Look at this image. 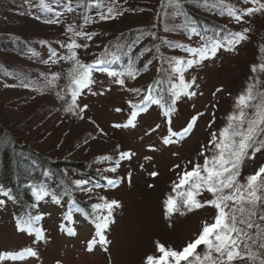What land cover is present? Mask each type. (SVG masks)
I'll use <instances>...</instances> for the list:
<instances>
[{"label": "rangeland", "instance_id": "rangeland-1", "mask_svg": "<svg viewBox=\"0 0 264 264\" xmlns=\"http://www.w3.org/2000/svg\"><path fill=\"white\" fill-rule=\"evenodd\" d=\"M103 1L106 12L93 16L87 25L79 10H70L72 0H0V43L6 44L0 47V119L12 130L14 125L23 129L27 139L21 143L27 149L53 161L81 163L103 176L97 178L89 171L80 175L71 170L66 172L70 185L77 190L73 198L80 204L102 203L101 197H104L121 205L113 209L114 223L104 230L109 243H104L97 235L96 223L107 216L106 208L96 209L93 222L80 208L66 213L67 207L63 204L71 196L63 200L53 194L43 195L40 200L32 197L31 203L22 207L0 191L3 202L0 203V264H145L147 256L159 255L157 242L181 250L199 236L205 222L213 223L217 215L214 207L205 205L191 211L181 206L180 211L166 216L165 201L172 196L179 204L186 187L174 191V186L182 173L191 171L197 163L203 165L205 156L215 154L210 143L212 134L218 135L227 125L229 115L236 110V98L249 83L258 77L264 88V73L251 70L253 65L264 62V52H261L264 10L247 15L242 10L259 5L244 0H201L209 13L200 11L206 17L197 18L202 19V25L209 21L203 28L209 36L214 32L222 37L228 31L244 33L247 39L235 44L232 51L227 50L228 42L234 38L227 40L228 46L217 49L214 55L209 51L207 58L200 60L198 53L188 49L202 47L200 36L168 34L176 42L168 48L172 55L166 78L169 82L166 87L158 84L155 92L161 96L167 88L176 111L169 117L153 104L149 110L137 112L135 126L117 128L114 125H125L131 118L136 103L133 100L142 98V88L154 78L159 63L154 62L146 71H132L133 76L114 77L109 72H92L94 83L82 91L77 98L78 107L70 113L66 110L71 103L67 78L72 67L69 66L75 60L64 58L75 52V59L88 65L105 56L107 45L103 34L101 37L79 35L80 45L84 47L69 49L76 35L73 28L77 25L80 32L101 30L106 35L127 29L154 31L157 20L154 8L159 0ZM112 5L139 12L115 20L114 14L108 17L107 11L114 9ZM97 7L98 3L90 9L94 12ZM229 10L242 19L238 21L229 15ZM87 21L90 22L89 18ZM82 23L85 27H81ZM15 44L19 50H14ZM189 58L200 62L187 67ZM177 61H184V82L191 84L195 79V84L188 89L196 93L194 96L181 94L177 98L174 95V91H179L181 75L175 71ZM14 67L22 72H15ZM54 75L58 77L55 80ZM118 79H123L124 84H119ZM194 116L198 119L188 136L171 135L185 128ZM169 137L173 142L165 144L164 140ZM122 152L133 155L121 160ZM261 166H264V149L255 153L254 158L249 150L238 180L244 183ZM112 168L116 170L111 171ZM152 172L158 175L153 177ZM110 180L118 183L108 184ZM76 181L86 183L78 185ZM100 181L108 186L101 187ZM212 198L207 191H201L196 197L202 203ZM30 211L35 212L33 216H42L35 227L43 230V239H38L34 232L18 230V222L26 219L25 213ZM248 243L252 253L264 257L260 241ZM28 248L36 251L37 256L27 254ZM197 252L203 255L204 246ZM233 264H259V260L245 258Z\"/></svg>", "mask_w": 264, "mask_h": 264}, {"label": "snow or ice", "instance_id": "snow-or-ice-1", "mask_svg": "<svg viewBox=\"0 0 264 264\" xmlns=\"http://www.w3.org/2000/svg\"><path fill=\"white\" fill-rule=\"evenodd\" d=\"M245 3L258 4L257 8L244 9L243 14L252 15L254 12L264 10V3L260 0H244ZM229 15H233L238 21L242 19L241 15H237L234 11L229 10ZM69 31H72L69 28ZM249 29H245V32ZM77 35H85L84 33H76ZM234 39L228 42L227 50H234V45L240 41L247 39L244 33L230 34ZM69 49L84 47L73 41L68 45ZM223 45L220 42H214L210 49L192 50L198 53L200 60L206 59L208 52L213 55L216 50ZM264 52V47L261 48ZM76 53L64 59L75 60L73 68L70 70V95L71 103L67 106L68 112H74L78 107L77 98L85 88L94 83L91 79L93 65H84L79 60L75 59ZM200 61L192 60L187 62V67L193 64H198ZM103 63V61H98ZM176 72H180L179 91H174V95L179 98L181 94L194 96L195 92H189L188 89L195 84V79L190 83L184 82L182 75L184 61H177ZM107 71V69H103ZM253 73H264V62L252 66ZM109 75L114 77L122 76L123 73L109 72ZM129 76H133L130 71ZM53 76V80L57 79ZM117 82L124 84L123 79H118ZM261 81L258 77L254 78L253 83H249L244 92L236 98L235 111L229 115L227 125L217 135L212 134L210 142L215 154L211 157L205 156L204 164H195L191 171L185 170L176 188L186 187L182 194V199L177 202L175 197L170 196L165 201L166 216H170L174 212L180 211L181 206L189 211L199 209L205 205L212 206L217 210V215L214 222L209 224L205 222L199 236L189 242L181 250L166 247L164 244L157 242V252L159 255H149L145 259V264H233L236 260L245 258L252 261L259 260V264H264V257L252 253L251 246L248 241L256 243L260 241L259 247L264 248V166H261L254 174L248 176L244 183L238 180L240 167L246 157H249L251 150V158L255 157V153L264 149V88L261 87ZM217 91H221L218 89ZM63 99V97H61ZM159 104L160 101L156 100ZM139 111H143L139 105H134ZM87 105H84V109ZM121 111V109H117ZM174 109L169 106L165 112L166 116L170 117ZM137 112H132L131 118L125 125H114V127L135 126L133 121L136 119ZM198 116L192 117L187 126L180 132H172V136L180 138L186 137L191 133ZM171 138L164 140L165 144L172 143ZM204 154L203 152L201 153ZM133 154L130 152H122L120 159L131 158ZM110 159V157H106ZM146 159H150L146 158ZM178 167V166H177ZM112 168L111 171H115ZM155 177L156 172L150 173ZM130 182V174H129ZM76 183L84 184L86 181H76ZM117 181H109V184H116ZM90 191V189H88ZM201 191H207L212 194V199L206 200L203 203L196 199ZM43 191L34 193L37 200L43 198ZM104 203L94 204V209L106 208L107 216H104L102 221L96 223L97 235L104 243H109L104 235V230L108 228L110 223H114L113 209L120 207V202L117 200L108 201L101 197ZM0 203H3L0 201ZM181 214H183L181 212ZM42 219V216L29 215L26 219L18 222V230L35 233L38 239H43V230L35 227ZM22 225V226H21ZM71 234H74L72 232ZM203 245L205 252L203 255L197 252V249ZM25 252L31 256H37V252L31 248L25 249Z\"/></svg>", "mask_w": 264, "mask_h": 264}, {"label": "trees", "instance_id": "trees-1", "mask_svg": "<svg viewBox=\"0 0 264 264\" xmlns=\"http://www.w3.org/2000/svg\"><path fill=\"white\" fill-rule=\"evenodd\" d=\"M72 1L73 5L70 4V10L73 12L79 10L81 17H85V23H87V25L91 23L93 16L99 17V14L102 15L107 10V8H105L107 5L103 0ZM97 3L99 4V7H97L99 9L92 12L90 9L91 6H95ZM112 6L114 7V9L112 8L114 12L113 10L107 11L108 17L111 16L110 14H114L112 17L115 20L124 18L122 16L127 14L134 15L136 12H139L133 9L127 11L122 7L118 8L116 5ZM205 8L201 0H159L156 8H154L156 10L157 19L154 23V31L127 29L121 30L120 32L117 31L114 34L108 33L106 35V33L101 30L80 32L76 29L77 25H74L73 33H84L85 35L83 36L89 37H101V34H103V37H107L105 56L102 55L98 60L88 64L94 66L92 72H117L123 73L125 76L128 75L130 71H146L154 62H157V64L159 63L154 78L149 84L142 88V93L144 95L138 100H133L136 102L133 106L139 105L145 110L146 106L151 103L152 105L155 104L158 106L163 113L171 106L174 109V111L171 112L172 114L176 111V107L173 105L168 89H163L161 94L162 97L155 92L158 84L159 87L162 84L163 87H166V83L169 82L166 78H168L169 65L172 63L169 57L172 55L168 52V48L171 49V46L176 45V42L175 39L173 40L168 34L174 33L180 36L185 34L187 38H196L200 36L198 39L204 44L202 47H189L188 49L192 53L194 52L192 50L203 49L205 47L211 48L212 44L217 41L220 42L223 47L228 46L226 45V41L234 38L230 34L235 33L228 31H225L222 37H217L213 31V34H210V36L208 35L205 31L206 28H203L210 24L209 21H207L205 25H202V19L197 18L206 17L199 14L200 11L209 13ZM87 18H89L90 22L87 21ZM81 27H85V25L82 23ZM199 27L202 29H198ZM74 36V41L80 44L78 40L79 35L76 34ZM24 41L30 46L28 40ZM5 45L6 44L0 43V47H4ZM17 49L19 50L16 46L14 50ZM107 59L110 62H106L108 61ZM192 60V58H189L187 62ZM98 61H103V63H98ZM71 63L72 65L69 66H72L70 70L73 68L75 62L72 61ZM103 69H107V71ZM21 70L22 69L14 67L15 72H22ZM67 79L70 83V79ZM151 92L152 95L149 94ZM148 95L150 96L148 97ZM154 95H156V97ZM140 100L142 102L137 103V101ZM156 100H159L160 103H155ZM149 108L151 107L147 109ZM3 120L4 119H0V191L10 196L17 204L22 205V207H25L27 203H31L32 197L36 199L34 193L41 190L43 193L48 192L46 195L53 194V196L60 200H63L65 196H71L72 198L69 197L65 204H63L64 207H67L66 213L68 214L69 210L77 207L84 213L87 212L89 219L94 222L96 209H93V203L87 204L83 202L80 204L73 198L77 190L70 185V179L66 173L71 170L74 174L80 175L89 171L88 166L63 160H57L58 162L56 160L53 161L43 154L27 149L21 143L22 140L27 139V135L23 132V129L18 125H14L15 128L12 130ZM89 172L93 173L97 178L102 179L103 177L100 176L98 171L93 172L90 170ZM88 177L90 178L92 176ZM34 214V211L25 213L26 216H33Z\"/></svg>", "mask_w": 264, "mask_h": 264}]
</instances>
